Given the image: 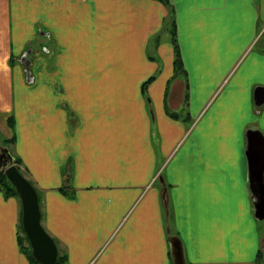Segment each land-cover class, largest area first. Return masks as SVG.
<instances>
[{"label": "crops", "instance_id": "1", "mask_svg": "<svg viewBox=\"0 0 264 264\" xmlns=\"http://www.w3.org/2000/svg\"><path fill=\"white\" fill-rule=\"evenodd\" d=\"M41 2L43 20L30 0H0V144L65 264H174L169 234L188 264H264L246 138L264 134V0ZM37 20L52 58L38 76L30 53L29 83L16 60ZM21 214L0 190V264H33Z\"/></svg>", "mask_w": 264, "mask_h": 264}, {"label": "water", "instance_id": "2", "mask_svg": "<svg viewBox=\"0 0 264 264\" xmlns=\"http://www.w3.org/2000/svg\"><path fill=\"white\" fill-rule=\"evenodd\" d=\"M42 34L50 35L49 32L41 30ZM30 50H27L28 56ZM24 64L26 80L34 81L31 65L32 58L21 60ZM255 102L257 106L264 103V87L258 86L255 91ZM248 140L247 156L250 165V183L252 186V197L255 205V215L258 219H264V193H255L257 186L261 185L264 191V134L261 130L249 128L246 131ZM5 157V159H4ZM0 168L5 170L8 179L15 186L22 203V226L32 247V253L41 264H57L59 257L58 244L54 237L42 224V210L38 191L34 184L14 164V156L6 146L0 145ZM68 173L64 174L66 184H70ZM166 200V197H164ZM168 239L174 258V264H188L184 243L176 234H169Z\"/></svg>", "mask_w": 264, "mask_h": 264}, {"label": "rangeland", "instance_id": "3", "mask_svg": "<svg viewBox=\"0 0 264 264\" xmlns=\"http://www.w3.org/2000/svg\"><path fill=\"white\" fill-rule=\"evenodd\" d=\"M42 0H30V5H35L36 7H37V9H33L32 10V12L31 13H33L34 12V16L35 17H38V16H40V13H41V8L42 9H44V7H43V5H41V2ZM42 13H43V11H42ZM43 16H44V13H43ZM40 19H42L43 20V18L40 16ZM42 20H37V21H35V27H36V33L34 34V36H33V39L34 38H36V39H38L37 41H35L34 42V44L32 45V46H30L29 47V49L31 48V49H34V51L33 52H31V54H33L34 56H33V60H34V66H33V72L36 74V72H37V74H38V76L39 75H41V72H39L38 73V68H37V63L38 62H43L44 61V59H46L47 58V61L50 63V59L52 58L50 55H48L49 53H51V52H49L48 54L47 53H44L43 51V49H47V50H45V51H48V46H44V47H42V44H39V41H41V39H43V37L41 36V30H46L44 27H43V25L45 24V23H43L42 22ZM41 23V24H40ZM43 23V24H42ZM47 23V22H46ZM53 23V22H52ZM56 23H57V21H56ZM46 25V24H45ZM52 25V24H51ZM46 27H48L49 28V26L48 25H46ZM50 29V28H49ZM47 32H48V30H47ZM37 35V36H36ZM47 37V36H46ZM45 54V57L43 56V55ZM74 54V51H72V55ZM54 59V58H53ZM16 61H18L19 62V60H16ZM15 61V62H16ZM14 62V63H15ZM10 66L11 67H17V65L16 64H12V60H10ZM19 64H20V62H19ZM22 64V63H21ZM22 66H23V64H22ZM51 66L52 67H54V65H53V63H51ZM53 69V68H52ZM55 74H58V72H55ZM184 101H185V99H184ZM177 116V115H176ZM1 146H3L2 144H0ZM4 146H6V147H8L9 148V145L7 144V145H4ZM10 150V149H9ZM10 152H12V151H10ZM12 154V153H11ZM13 155V154H12ZM14 156V155H13ZM15 160H16V158H15ZM22 169V168H21ZM1 171L4 173V174H6L5 173V171H4V169H1ZM23 171V173H24V175H25V172H24V170H22ZM26 176V175H25ZM27 177V176H26ZM37 191H38V189H37ZM40 205H41V203H40ZM42 210V209H41ZM260 222H262V224H264V220L263 221H260ZM19 235H20V237L21 238H23V240H22V245L27 249V247L28 246H30V248H31V252H32V247H31V245H30V242H28L24 237L26 236L25 235V233L23 232V229L20 227L19 228ZM56 243L58 244V242L56 241ZM58 248H59V256L60 257H64L65 259H66V257H67V259H68V254L66 253V249L65 248H63V247H60V245L58 244ZM28 249H29V247H28ZM33 254V253H32ZM65 259H61V261H60V263L59 264H65L66 262H64V260Z\"/></svg>", "mask_w": 264, "mask_h": 264}, {"label": "trees", "instance_id": "4", "mask_svg": "<svg viewBox=\"0 0 264 264\" xmlns=\"http://www.w3.org/2000/svg\"><path fill=\"white\" fill-rule=\"evenodd\" d=\"M165 3H169V0H161ZM172 36H173V39H172V43L174 44L175 46V52H176V60H175V67L177 70L181 69L182 68V59H181V55H180V48H179V44H178V41H177V37H176V29L173 28L172 29ZM174 116H176V114H174ZM11 124H13V122L11 121ZM12 139H9L8 140V143L11 142ZM7 145V144H5ZM20 161L15 160V157H14V164H16L18 166V168L20 169V171L23 173L22 169H21V166H20ZM2 168H0V190H2L6 196H17L20 198L15 186L13 185V183L8 179L7 175L4 174L2 171H1ZM5 171V170H4ZM24 174V173H23ZM31 181V180H30ZM32 182V181H31ZM33 183V182H32ZM35 186V185H34ZM37 189V188H36ZM38 194H39V198H40V203H41V200H42V196L40 194V192L38 191ZM20 227L23 229V226H22V214H21V218H20ZM23 232L25 233L24 229H23ZM26 235V233H25ZM28 242H29V239L27 237V235L24 237ZM22 240L23 238L20 237L19 235V242H20V245H21V248L22 250L26 253V255L28 256V258L30 259V261L33 263V264H41L38 260H36V258L34 257V255L32 254L31 252V248L30 246L29 249L27 247V249L22 245ZM61 259H65L64 257H58V262L57 264L60 263ZM67 261V257L66 259L64 260V262Z\"/></svg>", "mask_w": 264, "mask_h": 264}, {"label": "flooded vegetation", "instance_id": "5", "mask_svg": "<svg viewBox=\"0 0 264 264\" xmlns=\"http://www.w3.org/2000/svg\"><path fill=\"white\" fill-rule=\"evenodd\" d=\"M27 50H30V52H29V54H28V56H30V53L32 52V50H34V49H26L25 50V52H23L21 55H20V57L18 58V60L21 62V60H23V59H27L28 58V56H26V52H27ZM31 58V57H30ZM4 159H5V157H4Z\"/></svg>", "mask_w": 264, "mask_h": 264}]
</instances>
